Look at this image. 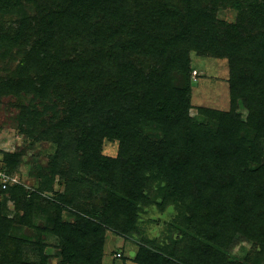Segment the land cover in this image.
Here are the masks:
<instances>
[{
  "label": "trees",
  "instance_id": "16d2710c",
  "mask_svg": "<svg viewBox=\"0 0 264 264\" xmlns=\"http://www.w3.org/2000/svg\"><path fill=\"white\" fill-rule=\"evenodd\" d=\"M178 1L186 13L173 26L174 12L163 0H0V49L17 48L26 67L39 75L35 81H4L1 92L33 93L45 102L52 88L63 107V117H55L46 133L58 146L56 160H70L74 153L82 183L96 178L114 191L97 201V209L77 215L75 223L56 222L64 264H102L106 230L126 235L136 229L138 204L149 205L145 192L151 181L158 183L162 210L176 205L189 214L181 220L190 239L221 246L242 233L256 255L248 253L246 262L264 260V23L256 25L264 17L253 23L243 15L250 3L264 10V0H208L205 7L202 0ZM225 2L241 12L242 21L215 20V10ZM193 51L228 60L233 107L241 98L252 110L253 139L238 138L246 126L238 124L233 108L201 110L207 126L191 116ZM20 109L22 123L39 119L35 105ZM49 110L58 115L46 104L40 116ZM147 125L159 134L153 131L152 137ZM73 130L79 131L77 138ZM105 140L118 141L117 157L103 154ZM20 159L15 154L5 160L10 173ZM59 165L42 172L41 182L29 174L28 182L37 183L20 180L0 191L19 210H33L40 195L53 190ZM61 198L66 204L67 195ZM6 222L0 224V264H24L9 255L17 251L12 243L23 241L7 237ZM201 241L185 251L191 263L209 247ZM222 255L218 264H241ZM134 260L172 263L143 245ZM48 261L42 254L31 264Z\"/></svg>",
  "mask_w": 264,
  "mask_h": 264
},
{
  "label": "rangeland",
  "instance_id": "374dc122",
  "mask_svg": "<svg viewBox=\"0 0 264 264\" xmlns=\"http://www.w3.org/2000/svg\"><path fill=\"white\" fill-rule=\"evenodd\" d=\"M163 1L174 12V21L170 22L175 26L178 24L177 21L181 20L179 16L186 13V6L178 5L180 3L178 0ZM199 3L205 7L208 0H202ZM246 7L245 14H242L247 16V20L254 23L258 18L264 17V10L257 11L255 3L247 4ZM215 11V20L218 22L236 24L242 21L240 19L241 12L235 9L230 2L221 4ZM147 15L148 13H145L144 16ZM263 23L264 21H258L256 25L262 27ZM18 53L17 48L0 49V86L4 81L18 82L28 79L35 81L39 77L38 71L33 69L35 67H26L27 64L23 61V56ZM247 55L248 58H251L249 51ZM189 56L192 71L191 116L199 125L207 126L209 118L203 115L201 110L229 113L233 108L235 116L240 121L238 124L246 126L238 138L253 139V135L250 133L253 129L250 125L252 110L241 98L236 101L233 107L228 60L201 55L198 51L191 52ZM51 89L49 90V99L47 98L45 102L40 96L33 93L21 92L17 96L8 92L2 93L0 90V159L5 163L9 156L20 155V164L15 166L17 169L15 174L18 176V180H24L29 185L35 181L37 183V180L41 182L44 179L42 172L53 170L54 164L58 161L60 164L52 182L53 190L43 192L33 210L30 208L29 210H19L11 196L0 191V224L2 220H6L3 229L7 231V237L24 243L22 246L12 243L11 246L17 251L9 255L14 257V262L21 261L24 264L39 263L42 254L47 256L49 264H64L59 246L60 240L53 232L56 222L60 220L61 224L75 223L77 215L85 216L95 206L97 209L101 206L100 203L97 204V201L106 198L110 192H114L96 178L88 177L87 179H90L94 185L87 180L82 183L80 158L73 156L74 153L70 160L62 158L56 160L58 146L46 138L48 137L46 133L49 131V126L57 122L55 117H63L61 113L63 107L60 105L57 94L55 95ZM32 104L39 111V119L31 125L22 123L20 106L28 107ZM46 104L52 108L55 107L58 115L54 116L55 112L49 110L40 116ZM53 118L54 122H52ZM145 129L152 137L157 132L150 125H147ZM77 131L73 130L75 133L73 136L76 138L79 136L77 134L79 131ZM157 133L159 134V132ZM65 145L70 146L67 142ZM118 150V141H104V155L115 158L118 156ZM29 174L37 177V180L28 182ZM149 184L150 186L145 192L149 205L138 204L136 229L126 235L117 233L111 227L106 230L102 264H138L134 259L141 245L149 247L153 254L160 255L172 262L168 263L167 261L166 264H218V261L222 260L223 253L229 261L248 264L246 259L248 253L253 251V244L244 237V234L236 233L221 246L214 243L209 246V243L200 237L190 239L185 235L189 232L188 224L181 220V216L188 217L189 214L180 209L181 207L178 209L176 205H170L162 210L158 205L160 199L157 195L158 183L151 181ZM29 189L30 186H28ZM62 195H67L66 204L62 203ZM59 206L60 213H58ZM1 228L0 225V230ZM196 240H202L201 242L205 246H209L212 254L210 255L209 247H207L205 251H198L194 255L197 256L195 263H191V258L188 261L185 251L189 246L194 248L197 244L194 243ZM118 253H122L123 258H118ZM250 255L251 258L256 257L253 253ZM259 264H264V260L260 259Z\"/></svg>",
  "mask_w": 264,
  "mask_h": 264
},
{
  "label": "built area",
  "instance_id": "2783aa9c",
  "mask_svg": "<svg viewBox=\"0 0 264 264\" xmlns=\"http://www.w3.org/2000/svg\"><path fill=\"white\" fill-rule=\"evenodd\" d=\"M20 183L18 176L15 173H10L6 164L0 159V187L2 190L8 188V186Z\"/></svg>",
  "mask_w": 264,
  "mask_h": 264
}]
</instances>
